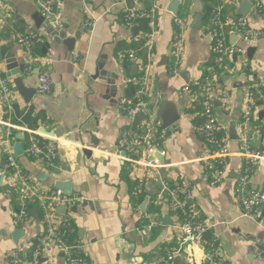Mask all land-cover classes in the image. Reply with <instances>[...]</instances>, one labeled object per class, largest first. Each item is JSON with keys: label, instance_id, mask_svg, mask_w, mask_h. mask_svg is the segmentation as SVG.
I'll list each match as a JSON object with an SVG mask.
<instances>
[{"label": "crops", "instance_id": "crops-1", "mask_svg": "<svg viewBox=\"0 0 264 264\" xmlns=\"http://www.w3.org/2000/svg\"><path fill=\"white\" fill-rule=\"evenodd\" d=\"M39 1L0 0V48L12 44L5 55L0 51L2 76L10 87L6 96L0 94V166L5 156L12 154L19 166L35 179L39 193L63 189V184L69 183L70 194L83 198L82 203L66 209L65 213L59 211L69 218L74 228L67 241L74 247L73 254L85 256L90 264H160L167 249L178 247V219L166 206L155 208L151 202L161 182L169 185L188 182L194 191V206L211 226V235L217 238L227 264H264V258L257 260L255 256L257 251H264V206L255 218L246 217L237 193V178L245 167L238 155L246 105L245 87L254 81L264 91V41L260 38L243 41L234 35L232 28L241 16L248 20L252 30L264 28V6L255 9L249 0H221L228 43L240 48L242 53L227 58L225 68L218 72V80L222 78L219 82L229 90V97L227 105L217 98L213 105L231 156L227 159L225 180L212 188L201 180L205 153L204 142L196 130L201 121L199 94L195 90L190 95L182 92L185 86L203 81L208 69L214 66L206 29L209 2L153 0L150 6L156 8L153 29H149L147 21L149 32H141L137 24L136 33L133 27L123 23L122 17L127 9L147 8L143 0H50L55 19L63 25L67 38L77 35L73 50H69L61 40L51 36L45 21L36 27ZM170 8H176V15ZM196 16H200V28L193 26ZM176 17L183 18L186 24L185 50L178 71L172 73L170 43L176 30L173 21ZM85 20L93 22L90 32L81 31ZM32 31L44 35L48 48L43 51V45H35L26 55L17 44L16 35ZM140 39L144 42L145 57L136 48ZM129 53L137 58L136 62L118 57ZM73 54H77L76 61L72 60ZM145 66L148 85L144 114L166 133L160 143L165 155L153 156L158 163L155 168L134 167L126 162L123 153L118 155L117 148L120 130L139 131L143 122L136 124L134 117L126 116L122 102L133 94L130 91L133 89L123 87L120 80L140 73ZM43 73L52 82L46 94L37 90L38 77ZM16 81L34 91L29 103L18 93ZM13 107L40 116L38 132L40 128L47 132L61 131V136L54 138L57 144L54 168L42 166L25 153L15 157L13 146L17 136L22 135L24 152L29 138L26 132L16 128L29 129L13 125L5 117L10 116ZM252 113L264 128V112L258 103ZM159 116L168 121V126H163ZM254 147L263 152V159L255 171L252 186L264 191V136L254 139ZM40 174L44 178L39 179ZM0 175L3 176L0 264H13L15 252L19 254V264H30L29 252L42 232L38 208L35 206L30 219L16 228L13 219L19 206V185L1 167ZM139 180L143 182L144 194L134 197L133 189ZM152 211L159 213L160 225L148 229L145 215ZM16 230L23 232L17 243L13 241ZM203 254L200 248L187 247L175 258L174 264H208ZM40 262L66 264V258L57 248L50 247L43 251Z\"/></svg>", "mask_w": 264, "mask_h": 264}, {"label": "built area", "instance_id": "built-area-1", "mask_svg": "<svg viewBox=\"0 0 264 264\" xmlns=\"http://www.w3.org/2000/svg\"><path fill=\"white\" fill-rule=\"evenodd\" d=\"M124 2V0H117ZM209 2L210 12L207 19L206 29L210 38V49L214 55V66L207 71V77L203 81L187 85L182 89L184 94H199L200 118L197 125V134L204 142V168L201 180L209 187L220 185L226 178L227 159L231 153L227 147L226 140L222 137V127L218 124L215 116L213 101L215 98L227 105L229 90L222 86L218 80L219 71L225 68L227 58L242 53L240 48L232 46L227 39V21L223 15V2L221 0H206ZM255 9H262L264 0H249ZM39 11L44 21L54 29H63L61 22L55 19V9L50 0L39 1ZM156 18V8H142L139 10L127 9L123 14V23L132 28L139 20H147L149 29H153ZM176 26L172 41L170 43V53L173 59L171 72L176 73L181 64L184 54L185 21L181 17L173 19ZM93 28L91 20H85L81 26V31L90 32ZM234 35L243 41H252L260 38L264 41V28L252 30L245 17H238L232 24ZM17 44L24 50L26 55L32 52L35 45H44L45 37L39 32H26L16 35ZM150 51V44H147ZM128 61L136 62L137 58L129 53L125 56ZM77 54L72 55V60L76 61ZM143 67L140 73L133 76L121 78L120 84L125 88L133 89V94L123 100L122 107L128 118L145 112V96L148 85V74ZM24 71H28L27 68ZM217 79V80H215ZM52 82L45 73L38 77V92L46 94L50 91ZM10 92V87L6 79L2 76L0 60V94L6 96ZM246 105L243 114L242 135L239 138L238 155L244 160L245 167L243 173L237 178V193L242 213L249 218H255L260 208L264 206V191L252 186L253 176L260 161L263 159V152L254 147V139L264 136V128L260 126L253 110L256 103L264 112V91L258 83L254 81L245 87ZM139 131L129 128L120 130L117 141L118 155L124 154V159L134 167L155 168L158 163L153 159L155 154L161 156L165 152L161 150L160 143L165 139V130L161 129L158 123L152 122L149 118L143 121ZM7 126H9L7 124ZM20 132L29 135L28 145L25 155L28 158L38 161L42 166L54 168L57 159V144L54 138L47 137L38 130L29 131L25 128H16ZM7 136H11L7 129ZM39 138L43 142L39 141ZM3 173H11L15 185H19V206L13 219V225L18 228L30 219L29 206L33 201L37 202L40 212L39 225L42 232L33 242V250L30 253V264H41L40 257L43 251L50 247L57 248L66 258V264H90L83 255H74L71 245L68 244L69 238L74 233L72 223L66 215H61L59 208L66 209L82 203L83 198L76 195L65 194L61 189H54L52 192L39 193L35 179L26 173L15 161L12 154H7L1 163ZM144 185L141 180L137 182L133 189L134 197L143 196ZM194 191L188 182H179L169 185L167 182L160 183V190L155 195L152 206L160 208L166 206L169 212L177 216L180 240L176 249H167L160 258V264H174L175 258L182 254L187 247L200 248L204 254V259L208 264H227L222 257L216 237L204 238L210 231L211 226L205 221L200 210L193 203ZM149 221L148 229L160 225V215L157 211L149 212L145 215ZM257 260H263L264 251L259 250L255 254ZM21 262L18 253L12 254V263Z\"/></svg>", "mask_w": 264, "mask_h": 264}, {"label": "water", "instance_id": "water-1", "mask_svg": "<svg viewBox=\"0 0 264 264\" xmlns=\"http://www.w3.org/2000/svg\"><path fill=\"white\" fill-rule=\"evenodd\" d=\"M251 4V3H250ZM252 5V4H251ZM170 11L176 15V8H170ZM207 13H209V8L206 9ZM199 20H200V16H196L195 17V24L193 26L197 27V28H200V25H199ZM35 21H36V27L39 28L40 25L43 23L44 19L42 18V16L40 14H38V16L35 17ZM197 24V25H196ZM48 29L49 31L51 32V36L54 38H56V41H62L63 44L65 46H67V48L69 50H73V46H74V43L77 39V35L74 37V38H67L66 36V31H64L63 29L59 30V29H54L52 28L50 25L48 26ZM132 31L133 32H136L137 33V27L134 26L132 28ZM12 44H8V45H5V46H2L0 48V51H1V55H5V51L11 47ZM48 48V44H44L43 45V51H45V49ZM134 69H136V66H134ZM16 88L18 90V93L20 94V96H22L25 100V103H29L30 100H31V97L33 96V93L34 91L33 90H30L28 88H25L21 82L19 81H16ZM238 86H241L240 84H238ZM131 93H133V90H130ZM262 115V114H261ZM134 118L136 119L135 123L137 124L139 121H146L148 119V116L145 115L144 113H140V114H137L134 116ZM163 126H168V121H163V119H161V117L159 116ZM177 119V118H176ZM175 119V120H176ZM174 121V120H173ZM135 125V124H134ZM40 133L47 136V137H50V138H59L61 136V131L60 130H55V131H52V132H47L45 131L44 128H40L39 129ZM22 135L19 134L16 138L17 142L14 144L13 146V152H14V155L15 157H21L24 155V150L22 148V145H21V141H22ZM41 178H44V176L42 174H40V177L39 179ZM2 179H3V176L0 175V183L2 182ZM62 189V188H61ZM62 191H64L66 194H70L71 193V189H70V184L69 183H65L63 184V189ZM150 194V193H149ZM58 211H61V212H64L66 211V208L65 207H61L58 209ZM35 213L37 214V211H35ZM23 235V232L21 230H16L13 234V241L15 243H17L19 237H21ZM211 237V232L208 231L206 234H205V237L204 238H209Z\"/></svg>", "mask_w": 264, "mask_h": 264}, {"label": "trees", "instance_id": "trees-1", "mask_svg": "<svg viewBox=\"0 0 264 264\" xmlns=\"http://www.w3.org/2000/svg\"><path fill=\"white\" fill-rule=\"evenodd\" d=\"M143 1H144V4H145V7L150 8L151 2L153 0H143ZM138 29L141 32H143V33H148L149 30H148V27H147V20H139ZM143 43H144L143 39H140L139 44L136 45V48H138L140 50L139 55L142 56V57L143 56L145 57V52L142 49ZM206 74H205V77L207 76ZM219 81L222 82V78H219ZM5 117L9 118L10 122L13 125L25 126L29 130H33V131L38 129V127H39L38 123L42 120L40 116H35L31 111H27V112L20 111L16 107H13V112L10 114V116L6 115ZM27 137H28V135L25 133V137L24 138L27 139ZM39 141L43 142V140L40 139V138H39ZM35 206H37V202L36 201H33V202L30 203V206H29V214H30V216L32 215L33 208ZM38 217L40 218V212L38 214ZM32 250H33V247L31 248V250L29 252V256H30V253L32 252Z\"/></svg>", "mask_w": 264, "mask_h": 264}]
</instances>
